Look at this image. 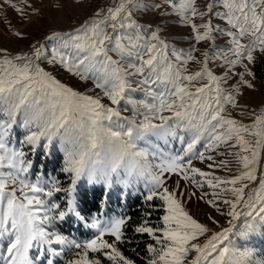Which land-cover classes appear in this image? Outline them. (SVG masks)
<instances>
[{
  "label": "snow or ice",
  "instance_id": "6c2138e0",
  "mask_svg": "<svg viewBox=\"0 0 264 264\" xmlns=\"http://www.w3.org/2000/svg\"><path fill=\"white\" fill-rule=\"evenodd\" d=\"M165 2L172 12L162 14L190 27L196 43L209 42L203 60L193 54L195 45L178 49L159 31L139 24L134 18L139 0H117L96 10L50 53L40 46L14 56L0 50V264H54L53 257L66 253L74 254L66 264H135L119 248L135 238L127 235L129 218L92 214L89 222L82 201L85 185L92 191L99 186L103 209L114 188L139 191L141 184L152 211H145L133 232L154 241L147 245L146 264H264V254L238 246L229 236L240 217L246 219L238 239L264 231V169L259 167L264 107L251 110L247 124L229 111L240 108V88H255L253 66L264 57V0H209L203 10L195 0ZM197 18L203 23H195ZM218 38H227L226 46L217 48ZM45 61L53 70L59 66L79 81H90L102 97L62 83L41 67ZM213 61L221 62V75L209 67ZM189 62L200 69L189 72ZM17 125L26 130L19 141L13 135ZM57 144L67 187L39 171L30 178L29 156L39 149L49 155ZM218 156L234 157L242 165L238 174L222 179L193 165L210 161L209 169H228L230 162H217ZM173 175L198 191L205 184L213 191L186 193L179 180L170 190ZM185 197L229 217L230 227L213 232L186 210ZM156 199L162 201V226L148 219L158 207L152 203ZM72 218L94 229L93 238L78 241L57 230Z\"/></svg>",
  "mask_w": 264,
  "mask_h": 264
},
{
  "label": "rangeland",
  "instance_id": "374dc122",
  "mask_svg": "<svg viewBox=\"0 0 264 264\" xmlns=\"http://www.w3.org/2000/svg\"><path fill=\"white\" fill-rule=\"evenodd\" d=\"M177 2H179V0H177ZM208 2L209 0H195V6L200 10H203L204 6ZM27 3H30L32 7L26 8L25 4L22 3L21 0H9V3H5V0H0V50H4L3 55L14 56L28 53L33 46H40L50 53L58 45L61 37H65L66 34H69L74 29L79 28L85 21L89 20V18L93 16L96 10L113 6L117 3V0H82L79 4L74 3L73 0H27ZM139 4L140 7L135 11L134 16L139 24L145 28L151 27L153 30L159 31L163 39L178 49L187 50L195 45L198 51L193 54L203 60L201 54L209 48V42L196 43L190 27L182 26L179 23V18L175 15L162 14L172 12L171 7L165 2V0H139ZM10 5H15V7ZM58 5L59 7H57ZM155 5H159V7H156ZM16 8L23 9V12H18ZM33 8L37 10L35 13H33ZM195 23L200 24L203 23V21L197 18ZM213 23L222 22L214 20ZM16 33H19L20 35L18 36ZM215 44L217 48L226 46L227 38H218ZM257 60L262 63V70L264 72V57H258ZM220 64V61H213L209 64V67L217 75H221L224 69L219 66ZM41 67H44L47 71H51L52 74L55 75L62 83H65L67 86L72 87L80 93L93 96L100 95L102 97V93H100L98 89H95L90 81H79L78 78L71 76L59 66L53 70L52 66L47 64V61L42 63ZM200 67V64L189 62L188 71L195 72L198 71ZM232 82L234 83L235 81ZM253 83L255 85L254 89L240 88L239 94L236 96V100L240 105V108H229L231 116L245 124L251 122V110L259 112L260 109L264 107V78L259 79L255 77ZM137 95L139 96L141 94ZM102 103L109 104L107 99H102ZM109 106L111 105L109 104ZM242 109L247 111L243 112ZM122 115L129 116L131 113L123 112ZM25 133L26 130L21 128L19 125L13 129V135L16 141L21 140ZM176 147L179 148V145L177 144ZM218 151H223V149L221 148ZM229 151L237 152L238 149L232 148ZM241 154L244 155V153ZM50 156L56 157V160L59 161L58 169L60 170L61 177L59 180L64 187H67L68 177L61 171L64 163V156L63 152L60 151L59 144L56 145V148L49 155H45L44 151L39 149L36 154L29 156L34 165L30 178L34 179L37 171L45 174L47 177H53L51 173H44L42 169L43 161L47 160ZM219 160H228L230 162L229 168L209 169L208 163L211 162H201L200 160H194L193 165L202 171L213 172L215 176L221 177L222 179L231 178L232 176L238 174L242 167V165L239 164L232 156H218L217 162ZM259 167L264 169V159L260 161ZM197 179L202 178L197 177ZM178 180L180 190L185 191L186 193H192L195 191L197 192V195H199L201 191L209 193L213 191V189L209 188L207 184H205L204 187L198 191L195 186L180 180V178L175 175L171 176L167 181V186L170 190L176 189ZM223 187L230 186L224 185ZM140 190H143L142 184L140 185ZM137 192L138 191L135 189H128L124 190L122 193L119 187L114 188L110 195L112 196L113 202H110L107 199V204L103 209H101L99 217L104 219L105 217L103 213H107L108 217L121 215L120 206L117 203V196L119 195L120 198L123 199L128 193L134 194ZM225 196L226 198L232 199L230 193H226ZM184 199L187 200V203L185 204L186 210L189 211V213L200 223L207 225L213 232H218L223 228L230 227V218L227 216H221L214 208L210 207L204 201H198L195 197H192L190 200H188L187 197ZM107 205L111 206V209L108 211ZM238 210L244 211L242 207H238ZM210 216L218 221V223L213 224L209 220ZM245 219V217H240L234 222L236 227L234 228L233 233L229 234L231 240L238 246L242 245L244 247H250L257 253L263 254L264 231H257L253 233L246 241L238 239L237 234L243 228ZM63 224H66V222ZM82 226H84L82 228L85 230L86 226L84 223H82ZM59 229L60 227L58 225L57 230L59 231ZM90 230V234L80 236V241L93 238L95 230L91 228ZM106 239L110 238L106 237ZM57 258H60L61 264H66V260L73 259L74 254L67 253L62 257Z\"/></svg>",
  "mask_w": 264,
  "mask_h": 264
},
{
  "label": "trees",
  "instance_id": "16d2710c",
  "mask_svg": "<svg viewBox=\"0 0 264 264\" xmlns=\"http://www.w3.org/2000/svg\"><path fill=\"white\" fill-rule=\"evenodd\" d=\"M253 71L255 73V77L259 79L264 78V72L262 70V63L257 60L255 65L253 66ZM59 161L56 160V157L50 156L47 160L43 161V172L51 173L53 177L60 179V170L58 169ZM99 186H97L95 191L88 189V186L85 185L84 189L86 191V196L82 201V206L88 209L87 212L83 213L86 215L90 222V217L92 214H100L101 207L100 202L103 199L101 192L99 191ZM144 193L143 190L138 191L137 193L131 194L128 193L125 195L123 199L120 196H117V203L120 206L121 215L129 218L128 226H127V235L129 237H135L132 239L131 243L121 244L119 245L122 253L135 261V264H146L147 258L150 254L147 253V245L149 243H153L154 241L147 234H135L133 229L140 225L142 221L146 218L145 211H152L144 202ZM110 202H113L112 196L108 197ZM155 205L158 207L153 211V215L149 217L151 224L153 226L161 225L160 217L163 215V210L159 206L162 205V201L156 199L153 201ZM111 209L110 205H107V211ZM68 223V227H64L60 225V229L62 231H66V233H70L71 236L80 239V236L90 234V232L85 231L82 227V222L77 221L75 218ZM135 249V251H133ZM264 254V251H263ZM54 264H61L58 261H55Z\"/></svg>",
  "mask_w": 264,
  "mask_h": 264
},
{
  "label": "bare ground",
  "instance_id": "6f19581e",
  "mask_svg": "<svg viewBox=\"0 0 264 264\" xmlns=\"http://www.w3.org/2000/svg\"><path fill=\"white\" fill-rule=\"evenodd\" d=\"M194 255V254H193Z\"/></svg>",
  "mask_w": 264,
  "mask_h": 264
}]
</instances>
